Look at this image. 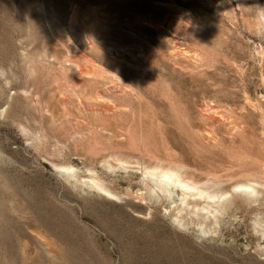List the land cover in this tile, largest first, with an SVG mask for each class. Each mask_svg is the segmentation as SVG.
I'll return each instance as SVG.
<instances>
[{
	"label": "rangeland",
	"instance_id": "rangeland-1",
	"mask_svg": "<svg viewBox=\"0 0 264 264\" xmlns=\"http://www.w3.org/2000/svg\"><path fill=\"white\" fill-rule=\"evenodd\" d=\"M0 264H264V0H0Z\"/></svg>",
	"mask_w": 264,
	"mask_h": 264
}]
</instances>
